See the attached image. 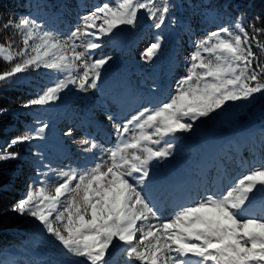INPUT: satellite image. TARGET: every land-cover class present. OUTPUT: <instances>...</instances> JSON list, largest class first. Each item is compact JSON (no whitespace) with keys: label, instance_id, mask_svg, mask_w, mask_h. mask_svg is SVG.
<instances>
[{"label":"snow or ice","instance_id":"1","mask_svg":"<svg viewBox=\"0 0 264 264\" xmlns=\"http://www.w3.org/2000/svg\"><path fill=\"white\" fill-rule=\"evenodd\" d=\"M253 6L230 3L228 11L208 6L206 19L215 23L228 17L226 22L193 42L185 75L163 99L153 87L134 114L123 120V110L107 114L117 136L110 149L84 138L79 144L90 155L68 170L53 168L38 154L36 179L10 211L33 219L36 233L52 245L54 258L25 264H264V153L250 171L227 184L222 183V169L214 179L202 175L194 186L179 190L161 187L155 174L161 162L175 158L177 133L192 134L197 121L264 94V60L253 51L264 52V10L249 19ZM61 7L68 5L56 10ZM172 7L171 0H106L78 16V25L66 35L31 12L7 20L0 16V32H8L0 42V58L11 65L0 71V93L42 69L58 74L56 81L20 101V107L46 111L70 85L80 92L98 89L102 70H108L113 57L91 60L90 53L103 46L105 37L117 46L121 26L135 28L141 10L155 29L166 20L174 24ZM8 30H14L22 46H14ZM161 39L157 36L147 48L149 61L160 50ZM10 111L0 107V116ZM36 125L0 147V162L20 158L19 152L9 151L16 145L46 139L50 123L37 117ZM63 135L72 137L73 129ZM96 149L101 150L99 160ZM248 163L242 161L240 167ZM0 264L17 260L9 255Z\"/></svg>","mask_w":264,"mask_h":264},{"label":"rangeland","instance_id":"2","mask_svg":"<svg viewBox=\"0 0 264 264\" xmlns=\"http://www.w3.org/2000/svg\"><path fill=\"white\" fill-rule=\"evenodd\" d=\"M104 2L106 0H27V10L23 15L31 12L45 22L49 29L66 35L70 28L78 25V16L87 14ZM64 4L68 8L61 7L58 12L56 6ZM171 4L170 16L175 20L174 24L166 20L165 25L155 29L152 27L153 21L144 14L135 28L121 26L123 31L117 46L108 43L105 37L103 46L90 53L91 60L101 56L113 57L110 66H105L108 70H102L98 89L80 92L70 85L60 94V100L46 106V111L37 106L24 109L18 104L11 108L14 111L0 116L2 120L11 118V122L2 129L0 147L23 134L26 129L37 127V117L50 123L44 141L16 145L9 151L19 152L20 158L0 162V175L4 181L2 190L9 192L13 201L0 210V230L7 229L22 236L11 239V242L0 243V259H7L10 255L16 258L17 264H25L29 259L39 261L54 258L52 245L36 233L33 219L10 211L12 205L25 194L27 184L36 179L38 154L43 153L44 163H51L53 168L68 170L83 164L90 155L82 151L80 140H95L105 149H110L117 141V136L107 114L123 110L121 120L134 114L142 105L140 98L153 87L159 90V98L163 99L175 88V81L185 75L188 64L185 58L193 50V42L207 31L214 30L217 24L226 22V17L217 19L215 23L211 18L206 19L204 14L208 8L205 1H199L196 5L185 1ZM142 13L143 10L138 16ZM189 26L192 31H189ZM157 36L162 38L161 48L149 61L145 54L147 48L156 42ZM77 50L84 51L83 47ZM57 75L50 70L30 71L22 77L23 83L12 90L21 92V101L26 100L51 86ZM241 115L245 117L248 114H242L241 110L236 107L232 109L229 105L226 111L214 114L211 120L205 118L203 123L197 121L192 134L177 133L179 139L174 149L175 158L169 157L155 169L158 185L171 186L177 190L191 187L202 175L214 179L220 169L224 172L222 183L227 184L250 171L252 162L258 161L264 153L261 132L264 125L261 123V114L258 117L247 116L249 118L244 121L239 118ZM21 122L23 126H20ZM69 127L73 129L72 137L63 135ZM94 151L99 160L101 150ZM242 161H248V166L241 168Z\"/></svg>","mask_w":264,"mask_h":264},{"label":"trees","instance_id":"3","mask_svg":"<svg viewBox=\"0 0 264 264\" xmlns=\"http://www.w3.org/2000/svg\"><path fill=\"white\" fill-rule=\"evenodd\" d=\"M177 1H185L190 2L191 4L196 5L199 1H205L206 7L212 6V7H218L223 6L224 10L228 11V5L231 4H240V5H254L250 8L249 16L248 18L251 19L252 16L256 15L257 13H260L262 10H264V0H171V3L177 2ZM27 0H0V16L4 18V20H7L9 15H13L16 17L23 16V14L26 12L27 8L25 7ZM159 2V0H157ZM144 15L142 13L140 18ZM139 18V19H140ZM225 18V17H224ZM228 17H226V20ZM12 33V38L15 40L14 46H22L20 37L15 35L14 30H8ZM8 35V32H0V42H3L5 37ZM262 41H264V37H262ZM253 51L257 52V54L260 56L262 60H264V52L259 51L255 47L253 48ZM11 67L10 64L4 62L2 58H0V71L8 70ZM21 92H18L17 90H10V91H4L3 93H0V107H7V108H15L20 104L21 98H20ZM230 107L238 108L241 110L242 114H245L249 117H258L260 114L261 120H262V126L264 125V94H256V99L251 102H237L236 104H230ZM247 116H239L242 120H247ZM240 119V120H241ZM11 118L8 117V119H0V135L3 134L2 129L4 126H6L8 123H10ZM24 120V119H23ZM243 120V121H244ZM24 124L21 122L20 126H23ZM3 176L0 175V210H3L5 207L13 203L12 198L10 197L9 192L3 191L4 181L2 180ZM15 233H11L7 229L0 230V243L2 241L11 242V239L14 238H21L20 235H14Z\"/></svg>","mask_w":264,"mask_h":264}]
</instances>
